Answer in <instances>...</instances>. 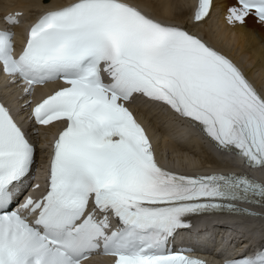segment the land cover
<instances>
[{
  "label": "snow or ice",
  "instance_id": "6c2138e0",
  "mask_svg": "<svg viewBox=\"0 0 264 264\" xmlns=\"http://www.w3.org/2000/svg\"><path fill=\"white\" fill-rule=\"evenodd\" d=\"M212 7L213 0H198L194 20L204 21ZM21 15L4 19L17 24ZM249 16L264 24V0L226 8L229 24L245 25ZM12 36L0 30V70L29 95L34 85L63 81L30 118L65 126L53 144L46 194L19 202L35 146L0 102V264H82L101 250L114 264H206L187 255L190 248L169 247L178 230L191 226L189 217L260 215L236 202L264 207V182L163 167L128 107L137 97L166 105L221 150L264 167V82L257 86L199 35L132 0H71L31 24L19 53ZM224 264H264V245Z\"/></svg>",
  "mask_w": 264,
  "mask_h": 264
},
{
  "label": "bare ground",
  "instance_id": "6f19581e",
  "mask_svg": "<svg viewBox=\"0 0 264 264\" xmlns=\"http://www.w3.org/2000/svg\"><path fill=\"white\" fill-rule=\"evenodd\" d=\"M70 2L71 0H0V13L10 9H23L25 15H30L38 8L60 6ZM132 2L143 6L153 16L180 26H190L196 34L206 37L219 50L233 58L257 86L264 82V24L259 23L253 16L247 18L245 25L229 24L225 18L226 8L228 4L234 3V0H214L210 15L199 23H191L190 20L194 0H132ZM7 80L6 77L0 79V89L4 93L8 91L9 94L5 96L10 100L13 96L10 92L17 95L22 87L9 85L10 91L2 87L3 82ZM11 103L15 107V104ZM136 106L140 109V118L153 133L155 149L167 163L184 169L202 167L205 170L237 166L239 162L237 157L211 147L194 129L185 126L181 119L170 115L162 106L148 101L141 103V100H137ZM51 130L52 127L43 128L41 133L47 135ZM39 145L45 146V139H42ZM199 157L203 160L199 161ZM175 160H182V164L180 161L176 163ZM252 172L264 180V168L254 169ZM221 218L235 219L241 227L249 229L252 233L257 231L259 235L264 236V220L236 215ZM218 228L211 226L212 230L221 231ZM249 235L253 240V235ZM195 236L199 238L200 234ZM206 253L212 255L207 250Z\"/></svg>",
  "mask_w": 264,
  "mask_h": 264
},
{
  "label": "rangeland",
  "instance_id": "374dc122",
  "mask_svg": "<svg viewBox=\"0 0 264 264\" xmlns=\"http://www.w3.org/2000/svg\"><path fill=\"white\" fill-rule=\"evenodd\" d=\"M167 152H168V151H167ZM167 152H166V153H167ZM202 160H203V158H202V157H199V161H202ZM179 161H180L181 163H180ZM175 162H176V163L179 162L180 164H182V160H175ZM225 162H227V160H225Z\"/></svg>",
  "mask_w": 264,
  "mask_h": 264
}]
</instances>
